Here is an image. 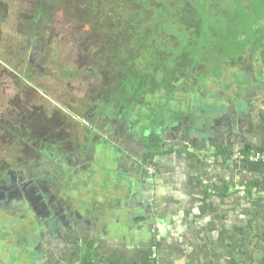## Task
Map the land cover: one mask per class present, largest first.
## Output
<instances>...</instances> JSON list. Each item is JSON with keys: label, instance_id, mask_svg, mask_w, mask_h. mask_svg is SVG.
I'll return each instance as SVG.
<instances>
[{"label": "trees", "instance_id": "16d2710c", "mask_svg": "<svg viewBox=\"0 0 264 264\" xmlns=\"http://www.w3.org/2000/svg\"><path fill=\"white\" fill-rule=\"evenodd\" d=\"M24 5L23 27L34 41L45 34L55 11L73 18L72 27L87 28L74 41L90 54L89 73L99 84L89 107L130 123L131 137L150 154L190 155L193 139L201 140L232 109L237 115L249 110L246 94L253 76L264 74V0H37ZM84 74L83 68L58 72L63 79ZM11 120L0 122V144L28 131ZM179 128L187 144L170 145L169 136ZM240 152L248 155L251 149ZM220 153L225 152L215 154ZM78 251L80 264H96L92 240Z\"/></svg>", "mask_w": 264, "mask_h": 264}, {"label": "crops", "instance_id": "0c3cea01", "mask_svg": "<svg viewBox=\"0 0 264 264\" xmlns=\"http://www.w3.org/2000/svg\"><path fill=\"white\" fill-rule=\"evenodd\" d=\"M249 88V110L237 115L232 109L219 125L209 127L201 140L193 139L190 155L149 154H156L153 161L146 160L154 164L155 179H145L128 206L141 211L136 222L147 231L141 230L131 243L126 237L112 235L113 216L120 206L112 201L104 205L106 226L91 222L96 264H148L149 247L157 251L149 264H264V162L239 161L231 156L245 147L250 153L264 155V74H254ZM227 107L234 106L229 103ZM217 150L225 155L215 154ZM129 162L122 170L139 175V164ZM101 171L104 169L95 177L104 180ZM93 185L83 188L80 195L84 194L85 200L95 195ZM98 196L108 198L107 194ZM101 207L98 204V210ZM66 252V247L50 251L44 255L46 264H71ZM75 255V264H80L81 253L77 250Z\"/></svg>", "mask_w": 264, "mask_h": 264}, {"label": "rangeland", "instance_id": "374dc122", "mask_svg": "<svg viewBox=\"0 0 264 264\" xmlns=\"http://www.w3.org/2000/svg\"><path fill=\"white\" fill-rule=\"evenodd\" d=\"M36 1L0 0V122L4 123L10 118L11 121L14 120L19 124V128L24 126L26 127L24 130H28L30 133L27 134V131H23L19 135L28 136L27 140L24 139L26 142L24 140L23 142L18 136V140L15 137L8 139L6 143L9 142V145L0 144V159L7 160V163H10V154H13V157H24L25 160L29 159L28 162L31 161L30 153L32 150L29 147H36L34 142H38L36 138L39 136H44V139L51 138V140L53 138L57 140L60 137L61 141L70 146V152L79 143H91L90 138L87 140L85 135L81 134L80 128L83 130V127L78 122H83L85 125V122H88L86 119L91 118V111L88 112L87 110L90 108L89 102L93 93L91 89L95 88L96 82L93 80L92 74L89 73L90 54L85 52L77 41H74L87 28L80 26L79 23L75 28L72 27L70 22L74 20L73 18L67 17L64 12L55 11L53 17L50 18L48 27L47 24L45 25V34L42 33L37 41L32 40L28 37L31 35L30 29L23 27V20L28 13L24 12L23 8L26 2L34 4ZM79 30L81 31L79 32ZM77 68H83L84 77L63 79L58 75L61 70ZM208 93L203 94L205 98L207 95L213 97ZM76 114L85 115L79 117L78 115L75 116ZM93 122H96V119ZM105 125L108 126L107 123H104L99 125V128ZM114 126L118 138L122 139L121 148H125L127 153L123 154L120 150L116 151V148H113L109 153L110 156H108L105 151L101 153L108 146L105 144L98 145L101 147L100 153L105 159L108 158V167L117 166L107 168L106 173L104 171L99 172L105 179L94 177V186L91 187V191L93 190L96 196L104 197L107 194L108 199L116 203L118 207L120 206L115 211L116 215H112L116 224H112V231L109 232L116 237H126L130 239L129 242L131 243V240L134 241L141 230V233L147 231V229L142 228V224L136 222V214H141V211L136 210V208L134 212L128 208L132 204V202L129 204V201H133V194L141 187L142 182L140 176L133 173L127 174V171L125 172L122 168L129 167L126 164H131L130 159L137 165L146 160L153 161L156 154L149 155L150 153L140 141L128 138L121 128L116 127L118 125L115 124ZM180 132L181 128L169 136L168 143L170 145L185 146L187 144ZM73 133L77 134L74 135ZM46 134H49L50 138ZM0 135L3 136L4 134ZM112 142L119 144L115 139ZM38 160L40 159H37V162ZM122 161L123 163L120 165L119 163ZM148 163L147 168L154 167L153 162ZM105 165L101 167L104 168ZM136 168L138 167L136 166ZM148 178L152 179L150 175ZM129 187L131 189H128ZM105 191L108 193L105 194ZM104 211L106 209L101 210L100 213ZM97 218L98 216L94 218V222ZM93 230L94 224L87 223L86 226L75 230L78 239L72 237V241L68 239L64 244L67 251L66 255L72 260L71 264H75L76 248L79 249L87 245L91 236L95 235L94 232L92 233ZM6 232H9L10 238L17 237L16 230H7ZM28 236L33 237L32 235ZM28 236L26 237L28 238ZM6 241L7 239L0 238V264H44L46 261L45 256L42 257V254L33 250L29 241L20 243L19 247L14 248L8 247ZM147 253L145 259L149 264L155 260L151 247Z\"/></svg>", "mask_w": 264, "mask_h": 264}, {"label": "flooded vegetation", "instance_id": "af4514ba", "mask_svg": "<svg viewBox=\"0 0 264 264\" xmlns=\"http://www.w3.org/2000/svg\"><path fill=\"white\" fill-rule=\"evenodd\" d=\"M92 78L96 84L95 88L91 89L93 92L91 101L95 102V97L99 93V84L96 78ZM87 111H91V118L86 119L88 122L86 121L85 125L83 122L78 123L83 127V130L80 128L81 134L85 135L87 140L90 138L91 143H79L70 152V146L61 141L60 137L57 140L56 138L51 140L49 134H46L50 139L39 136V139L36 138L38 142H34L36 147H29L32 150L31 161L28 162L29 159L25 160L24 157H13V154H10V163L0 159V238L7 239L8 247H19L23 242L29 241L33 250L42 254V257L50 251L58 252L64 248L68 239L71 240L72 237L78 239L76 229L94 221L107 203L110 204L111 200L108 198L93 195V197L86 196L85 200L84 194H80L86 185L93 184L97 170L104 169L106 173L107 168L117 166L113 165L109 168L108 158L102 160L101 157L104 156L101 153L105 151L110 156L109 153L113 148H116V151L120 150L123 154L127 153L125 148H121L122 139L118 138L114 125H118L116 127L121 128L124 135L132 138L131 124L109 119L98 106L93 105ZM77 115L83 116L82 114L75 116ZM94 119L96 122H93ZM104 123L108 126L99 128V125ZM27 133L30 134L29 131ZM13 137L18 140V136ZM27 137L19 136L22 141ZM99 138L101 139L98 140ZM2 139L0 135V141ZM114 139L119 144L113 143ZM102 144L108 147L100 153L101 147L98 145ZM84 146H87V150ZM98 157L102 160L101 162L98 161ZM37 159L40 160L37 162ZM122 163L123 161L119 164L122 165ZM104 164L106 165L102 168ZM138 171L143 184L145 179L146 181L149 179L148 168L145 169L141 163ZM155 176L156 169L151 175L152 179H155ZM76 194L80 195V198L73 201L72 196ZM98 204L102 206L99 210ZM7 230H16L17 237L10 238Z\"/></svg>", "mask_w": 264, "mask_h": 264}, {"label": "built area", "instance_id": "2783aa9c", "mask_svg": "<svg viewBox=\"0 0 264 264\" xmlns=\"http://www.w3.org/2000/svg\"><path fill=\"white\" fill-rule=\"evenodd\" d=\"M234 158L239 161H247L252 163L264 162V155L261 153H250L248 155L243 154L242 152H238L235 154ZM148 172L150 176L155 173V168L153 166L148 168ZM153 256L157 257L156 248L153 249Z\"/></svg>", "mask_w": 264, "mask_h": 264}, {"label": "water", "instance_id": "95a60500", "mask_svg": "<svg viewBox=\"0 0 264 264\" xmlns=\"http://www.w3.org/2000/svg\"><path fill=\"white\" fill-rule=\"evenodd\" d=\"M154 179H148V181H150V182H152ZM73 197V201H76V199H78V194H76V195H73L72 196ZM89 216V215H88ZM107 217H108V215H107V212H104L101 216L99 215L98 216V218H97V222L99 221V222H102L103 223V226L105 227L106 225H104V224H106V220H107ZM110 226H108V228H109Z\"/></svg>", "mask_w": 264, "mask_h": 264}]
</instances>
